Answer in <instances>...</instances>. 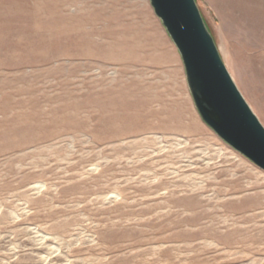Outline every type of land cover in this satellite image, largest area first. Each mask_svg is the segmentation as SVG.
I'll list each match as a JSON object with an SVG mask.
<instances>
[{
	"label": "rangeland",
	"instance_id": "374dc122",
	"mask_svg": "<svg viewBox=\"0 0 264 264\" xmlns=\"http://www.w3.org/2000/svg\"><path fill=\"white\" fill-rule=\"evenodd\" d=\"M195 3L264 126L261 56ZM0 264H264V170L149 0H0Z\"/></svg>",
	"mask_w": 264,
	"mask_h": 264
},
{
	"label": "water",
	"instance_id": "95a60500",
	"mask_svg": "<svg viewBox=\"0 0 264 264\" xmlns=\"http://www.w3.org/2000/svg\"><path fill=\"white\" fill-rule=\"evenodd\" d=\"M149 1L180 54L202 121L264 170V126L234 83L195 0Z\"/></svg>",
	"mask_w": 264,
	"mask_h": 264
},
{
	"label": "crops",
	"instance_id": "0c3cea01",
	"mask_svg": "<svg viewBox=\"0 0 264 264\" xmlns=\"http://www.w3.org/2000/svg\"><path fill=\"white\" fill-rule=\"evenodd\" d=\"M219 8L222 24L230 25L243 46L252 45L253 55L261 56L259 72H264V0H211ZM241 38V39H240Z\"/></svg>",
	"mask_w": 264,
	"mask_h": 264
}]
</instances>
